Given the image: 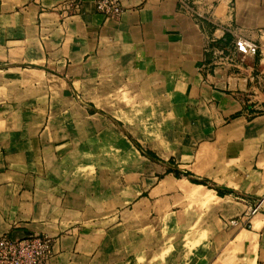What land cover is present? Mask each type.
<instances>
[{"label":"crops","instance_id":"crops-1","mask_svg":"<svg viewBox=\"0 0 264 264\" xmlns=\"http://www.w3.org/2000/svg\"><path fill=\"white\" fill-rule=\"evenodd\" d=\"M120 3L0 0V67L31 65L0 68V236L50 238L44 264H264V0Z\"/></svg>","mask_w":264,"mask_h":264},{"label":"built area","instance_id":"built-area-1","mask_svg":"<svg viewBox=\"0 0 264 264\" xmlns=\"http://www.w3.org/2000/svg\"><path fill=\"white\" fill-rule=\"evenodd\" d=\"M185 8L188 0H178ZM96 12L104 17L116 18L122 13L120 0H94ZM235 51L240 55H255L258 47L243 39L234 43ZM263 201H257L249 208L254 215L259 212ZM235 222H232L234 224ZM51 251V239L43 235H35L22 240L13 241L11 237L0 236V264H44Z\"/></svg>","mask_w":264,"mask_h":264},{"label":"rangeland","instance_id":"rangeland-1","mask_svg":"<svg viewBox=\"0 0 264 264\" xmlns=\"http://www.w3.org/2000/svg\"><path fill=\"white\" fill-rule=\"evenodd\" d=\"M15 66H20V65H16V64H14V65H8V66H1L0 68L1 69H6V68H13V67H15ZM175 170H177V169H175ZM179 171V170H178ZM180 172V177H178L179 179H181L182 178V174H181V171H179ZM158 177H162L163 175H157ZM176 178V177H175ZM195 187L196 188H200V189H202L200 186H196L195 185ZM193 188H194V186H193ZM194 190L195 189H192L190 192H189V197H191V198H193V199H196L197 197H200V195H197V193L196 192H194ZM207 193H212V191H208ZM174 195H175V193H173ZM185 197V196H184ZM189 197H186V198H189ZM190 199V198H189ZM206 200V202L205 203H210V201H211V197H209L208 199L207 198H205ZM174 201H177V200H174ZM192 201V204H190L191 205V208L192 209H194V211H195V205L193 204V203H195V201L194 200H191ZM177 205H179V201L177 202ZM202 208L204 209V205H202ZM248 214H247V217H248V220L247 221H249L253 216H255L256 214H254V215H251L250 213H249V211L247 212ZM248 225V224H247Z\"/></svg>","mask_w":264,"mask_h":264},{"label":"trees","instance_id":"trees-1","mask_svg":"<svg viewBox=\"0 0 264 264\" xmlns=\"http://www.w3.org/2000/svg\"><path fill=\"white\" fill-rule=\"evenodd\" d=\"M145 156H147L148 158H150L152 160H156V161L158 160L153 154H151L149 152H146ZM170 172L174 175V177H176V178L180 177V172L178 170H172ZM190 176H191V174L187 173V177H190ZM190 182L192 184H195V185H202V186L208 187L209 189H214L217 192V194H219V195L223 193L221 190H218L216 188L211 187V185H209V183L207 181H205V180L199 181V180H196V179H190ZM231 192L232 191H227L225 193L226 194H230Z\"/></svg>","mask_w":264,"mask_h":264},{"label":"water","instance_id":"water-1","mask_svg":"<svg viewBox=\"0 0 264 264\" xmlns=\"http://www.w3.org/2000/svg\"><path fill=\"white\" fill-rule=\"evenodd\" d=\"M20 66H30L31 67V65H20ZM182 175L187 176L186 173H182ZM216 189L228 191L227 188H225V187H216ZM32 236H33V233L25 232V231H18V232L13 233L11 235V238L13 241H16V240H22V239H25L27 237H32Z\"/></svg>","mask_w":264,"mask_h":264}]
</instances>
